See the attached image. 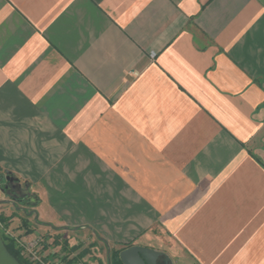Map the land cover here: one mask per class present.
<instances>
[{
	"label": "crops",
	"instance_id": "1",
	"mask_svg": "<svg viewBox=\"0 0 264 264\" xmlns=\"http://www.w3.org/2000/svg\"><path fill=\"white\" fill-rule=\"evenodd\" d=\"M5 171L23 239L264 264V0H0Z\"/></svg>",
	"mask_w": 264,
	"mask_h": 264
},
{
	"label": "trees",
	"instance_id": "2",
	"mask_svg": "<svg viewBox=\"0 0 264 264\" xmlns=\"http://www.w3.org/2000/svg\"><path fill=\"white\" fill-rule=\"evenodd\" d=\"M15 202L26 204L28 206L35 204L34 203L35 202L34 198H33V196H31V194L28 195V198L23 199V200H17ZM30 214L31 213L27 212V215H30ZM1 218H2L3 221L5 220L4 217L1 216ZM23 225L24 226H28V222L26 220L23 221ZM49 236L50 235H47V234H46V236H44L45 240H44V243H43V248H44V250H46L48 252L49 256L51 255V256L54 257L56 254H58V251H54V248H53L54 246H56V247H58L60 249V254L63 256V262H64L63 264H78V262H80V261H82V264H86V263L83 262V258L86 256L88 249H85V250H83V251H81V252H79V253H77V254H75V255H73L71 257L70 254L77 252L81 248V246L76 244V245L70 247L67 244L68 240L66 238L63 239L60 234H56L54 236V241L49 242L48 241ZM5 238L8 240L11 252L15 256H17L23 264H36L34 262H31L29 259H27L24 256V254L22 252V249L19 248V246L17 245L15 239L10 238V237H5ZM131 245H132V243L126 244L125 248H127V247H129ZM120 252L121 251L117 252V250H115L113 252L114 256L110 257L111 260H112L111 261L112 264H117V259L119 260L120 264H123L121 259H120V257H119Z\"/></svg>",
	"mask_w": 264,
	"mask_h": 264
},
{
	"label": "water",
	"instance_id": "3",
	"mask_svg": "<svg viewBox=\"0 0 264 264\" xmlns=\"http://www.w3.org/2000/svg\"><path fill=\"white\" fill-rule=\"evenodd\" d=\"M3 179L7 181V184L3 185L2 191L5 192L13 202H15L18 193L21 191L24 193V196L30 194L29 185H23L19 179L13 176L9 171H5L4 178L0 177V183ZM163 256V252L142 245H132L120 253V259L123 264H159V259ZM163 260L165 264L170 261L167 256H165Z\"/></svg>",
	"mask_w": 264,
	"mask_h": 264
},
{
	"label": "built area",
	"instance_id": "4",
	"mask_svg": "<svg viewBox=\"0 0 264 264\" xmlns=\"http://www.w3.org/2000/svg\"><path fill=\"white\" fill-rule=\"evenodd\" d=\"M1 216V214H0ZM0 227L5 229L6 235L10 238L15 239L17 245L19 248L22 249V252L24 256L29 259L31 262H34L36 264H63V256L58 253L54 257L49 256L47 251L43 248L44 243V237L42 235H37L36 237H33L31 239H23L21 237H18L14 235L12 232H10L7 228H5L4 221L1 220L0 217ZM71 257L73 254H70ZM78 264H82V261L78 262Z\"/></svg>",
	"mask_w": 264,
	"mask_h": 264
},
{
	"label": "rangeland",
	"instance_id": "5",
	"mask_svg": "<svg viewBox=\"0 0 264 264\" xmlns=\"http://www.w3.org/2000/svg\"><path fill=\"white\" fill-rule=\"evenodd\" d=\"M18 204L20 206L26 205V204H22V203H18ZM37 235H42L43 237L46 236V234L42 233V234H36L33 237H36ZM82 238L84 241H82L81 239H78L76 242L75 241L73 242L70 240L69 237H66V239L68 240L67 244L70 247L78 244L79 246H81V248L79 250H82V251L85 249H88L85 257L89 258V260L91 262L90 264H112V262H111L112 260L110 258V257H112V249L109 251V250H106L104 248V246H102V245L101 246L98 245V247L93 246L92 244H90L91 240L89 238H87V236H83ZM53 248H54V251H58V253H60V249L58 247L54 246Z\"/></svg>",
	"mask_w": 264,
	"mask_h": 264
},
{
	"label": "flooded vegetation",
	"instance_id": "6",
	"mask_svg": "<svg viewBox=\"0 0 264 264\" xmlns=\"http://www.w3.org/2000/svg\"><path fill=\"white\" fill-rule=\"evenodd\" d=\"M0 177L4 178L5 177V174L3 175L2 173H0ZM1 183L3 185H5V184H7V181H5V179H3ZM23 194L24 193L22 191L19 192L17 198L15 199V201H17V200H23V199L28 198V196H24Z\"/></svg>",
	"mask_w": 264,
	"mask_h": 264
}]
</instances>
